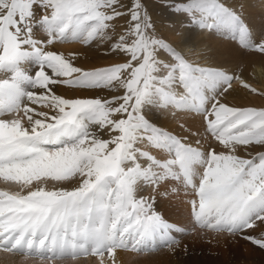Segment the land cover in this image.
<instances>
[{
  "label": "snow or ice",
  "instance_id": "snow-or-ice-1",
  "mask_svg": "<svg viewBox=\"0 0 264 264\" xmlns=\"http://www.w3.org/2000/svg\"><path fill=\"white\" fill-rule=\"evenodd\" d=\"M156 6L264 56V0H0V264L176 255L196 228L264 251V106L227 103L264 88L193 59ZM181 193L187 227L157 206Z\"/></svg>",
  "mask_w": 264,
  "mask_h": 264
},
{
  "label": "bare ground",
  "instance_id": "bare-ground-1",
  "mask_svg": "<svg viewBox=\"0 0 264 264\" xmlns=\"http://www.w3.org/2000/svg\"><path fill=\"white\" fill-rule=\"evenodd\" d=\"M157 7V6H156ZM157 13V12H156ZM177 17V16H176ZM172 16L171 21H179V18ZM167 23V22H166ZM161 24V21L159 23ZM165 24V23H164ZM177 26V25H176ZM167 30V32H166ZM165 35L168 36L171 40L179 44L180 41L184 40L185 36H190L191 39L187 44L182 45L185 51L191 50L193 53V59L200 63H217V64H231L237 60H243L245 64L244 75L257 88H264V57L257 56V54H243L241 51L235 48L233 44L223 39H216L210 36L209 32H203L198 27L196 30H192L184 26L179 37H174L175 32L171 30L170 27L166 28ZM213 34V33H212ZM79 47L75 45L74 48ZM70 50V47L68 48ZM227 103L237 106H264V99L248 95L241 90H237L236 93L227 97ZM156 117H159V122L165 124L166 126H172L168 123V119L163 114L157 112L154 113ZM191 122V117H185ZM196 125L193 126L195 130ZM179 196H170V197H159L157 206L159 210L164 214L165 218L172 222L173 224L180 226H188L189 218V209L186 204L188 197L182 201L181 204H178ZM188 213V215H186ZM198 230H201L197 228ZM200 231L195 234L196 238H200ZM204 233V232H203ZM177 235H180L177 233ZM195 237H184L183 243L180 249H178L176 255H170L166 249H162L151 259L142 257L140 254L118 252L117 261L118 264H209V260L213 258V254L207 251L204 247L203 241H194ZM228 238L225 234L221 235L223 240ZM229 239V240H232ZM190 244H189V243ZM183 245H187L185 249ZM191 245H194L192 247ZM28 261L27 263H30ZM222 262V263H221ZM67 264H72V262H66ZM14 264H25L23 260L14 262ZM83 264H95V261L91 257L84 261ZM216 264H227L225 261H220Z\"/></svg>",
  "mask_w": 264,
  "mask_h": 264
},
{
  "label": "rangeland",
  "instance_id": "rangeland-1",
  "mask_svg": "<svg viewBox=\"0 0 264 264\" xmlns=\"http://www.w3.org/2000/svg\"><path fill=\"white\" fill-rule=\"evenodd\" d=\"M172 16L173 15H171L170 12L160 9L158 6L156 7V10L154 11L153 19L156 21V23H159V21H161V24L160 25L157 24V26L164 35H165L164 32L166 28L168 27H170L171 30L175 32L174 37H179L184 26L189 27L191 31L193 29L196 30L197 27L191 24H185L182 27L180 23V21L183 19L182 17H178L179 21H171ZM208 34L210 36L212 35V37L216 39L217 38L221 39L218 35L212 34L210 32ZM74 46H75L74 44H65L59 47L62 50L68 51L69 47L71 50V49H74ZM243 54H247V53H243ZM257 56H260V55H257ZM261 57H264V56H261ZM111 62L113 61L108 60V59L96 61V63L98 64H107ZM154 117H156L155 114H154ZM185 198L186 196H184V194L181 193V195L177 198L178 204H181L182 201L185 200ZM186 215H188V213H186ZM187 217L190 219V216H187ZM199 231L201 232L200 233L201 239L196 238L194 236V233L197 234ZM203 232H204L203 230H198L196 228L193 234L184 235V237H195L194 241L201 240L204 242V247L207 249V251L209 250V252L213 254V258L209 260V264H216V263H219L220 261H225V260L227 264H264V251H261L259 248L253 246L248 241L243 240V239H233L234 241H232V240H229V238H225V237L224 239L226 240H223L221 238V235H223V233L217 234L213 232H204V233ZM207 241H211V242H207ZM191 246L194 247V245H191ZM27 264H33V262H30Z\"/></svg>",
  "mask_w": 264,
  "mask_h": 264
}]
</instances>
